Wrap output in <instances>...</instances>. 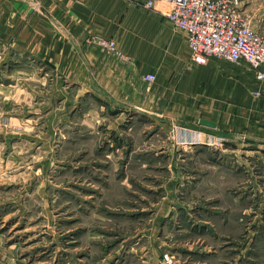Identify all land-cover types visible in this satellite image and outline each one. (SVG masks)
Listing matches in <instances>:
<instances>
[{"label": "rangeland", "instance_id": "1", "mask_svg": "<svg viewBox=\"0 0 264 264\" xmlns=\"http://www.w3.org/2000/svg\"><path fill=\"white\" fill-rule=\"evenodd\" d=\"M263 6L254 0L247 13L255 19ZM81 103L68 125L57 117L29 129L35 141L7 142L0 264H156L165 253L197 261L166 246L172 236L216 250L209 264H257V247L264 260V141L179 143L175 128L145 115L124 112L111 127L103 102L87 93ZM173 207L179 220L160 228L156 215Z\"/></svg>", "mask_w": 264, "mask_h": 264}, {"label": "crops", "instance_id": "2", "mask_svg": "<svg viewBox=\"0 0 264 264\" xmlns=\"http://www.w3.org/2000/svg\"><path fill=\"white\" fill-rule=\"evenodd\" d=\"M142 2L0 0L3 174L5 157L12 151H5L8 141L21 142L22 136L35 141L33 135L39 134L29 131L51 125L57 117L68 125L70 113L80 109L87 93L114 112L109 113L111 127L119 125L126 112L127 118L145 115L175 128L178 142L207 144L224 134L264 141L260 137L264 136V97L257 106L251 94L261 86L252 69L243 61L215 57L204 64L193 62L184 34L164 15L166 6L145 8ZM253 3L241 0L248 16ZM251 23L264 32V6ZM97 36L112 38L127 59L103 50L92 39ZM147 72H154L155 80L145 81ZM199 119L214 125L201 124ZM183 125L181 132L178 128ZM156 217L160 228L167 217L179 220L174 207ZM171 238L164 241L166 246L196 256L197 261L190 262L192 256L184 255L187 263L209 264L217 254L205 244L192 246L177 236ZM261 251L257 247V264H264Z\"/></svg>", "mask_w": 264, "mask_h": 264}, {"label": "built area", "instance_id": "3", "mask_svg": "<svg viewBox=\"0 0 264 264\" xmlns=\"http://www.w3.org/2000/svg\"><path fill=\"white\" fill-rule=\"evenodd\" d=\"M157 3L166 6L165 17L180 30L187 42L190 59L204 64L215 57L229 62H245L255 79L264 81V32L257 31L251 18L241 8V0H143L145 8ZM92 38V37H91ZM103 50L127 59L112 38H92ZM154 72H147V82L155 80ZM259 94V90H253ZM167 253L156 264H175Z\"/></svg>", "mask_w": 264, "mask_h": 264}, {"label": "water", "instance_id": "4", "mask_svg": "<svg viewBox=\"0 0 264 264\" xmlns=\"http://www.w3.org/2000/svg\"><path fill=\"white\" fill-rule=\"evenodd\" d=\"M199 122H200L201 124H205V125H211V126L214 125L213 122H211V121H209V120H206V119H199Z\"/></svg>", "mask_w": 264, "mask_h": 264}]
</instances>
